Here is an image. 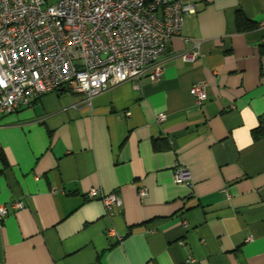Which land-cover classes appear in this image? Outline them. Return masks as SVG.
<instances>
[{
    "label": "crops",
    "instance_id": "obj_1",
    "mask_svg": "<svg viewBox=\"0 0 264 264\" xmlns=\"http://www.w3.org/2000/svg\"><path fill=\"white\" fill-rule=\"evenodd\" d=\"M184 1L194 59L172 37L157 81L47 92L0 116V264H264V0ZM237 11L256 27L238 30ZM93 187L120 205L106 213Z\"/></svg>",
    "mask_w": 264,
    "mask_h": 264
},
{
    "label": "built area",
    "instance_id": "obj_2",
    "mask_svg": "<svg viewBox=\"0 0 264 264\" xmlns=\"http://www.w3.org/2000/svg\"><path fill=\"white\" fill-rule=\"evenodd\" d=\"M195 12L196 3L184 0H0V116L60 88L89 101L122 82L134 80L138 87L145 75L157 81L168 39L192 42L196 50L182 53V58L197 56L199 40L182 34L185 16ZM206 86L204 80L191 85L198 106ZM172 172L176 183H190V170L177 160ZM146 195L144 187L138 189L140 199ZM87 196L99 197L108 214L121 203L117 191L93 187ZM13 206L20 208L22 202ZM7 213L0 205V218Z\"/></svg>",
    "mask_w": 264,
    "mask_h": 264
},
{
    "label": "trees",
    "instance_id": "obj_3",
    "mask_svg": "<svg viewBox=\"0 0 264 264\" xmlns=\"http://www.w3.org/2000/svg\"><path fill=\"white\" fill-rule=\"evenodd\" d=\"M235 21H236V27L240 31H245L247 29H252L256 27V23L254 21L247 19L241 11L236 12ZM260 134H264V129H261L259 127V131L256 132V136ZM0 158L4 161V157L1 153H0Z\"/></svg>",
    "mask_w": 264,
    "mask_h": 264
},
{
    "label": "rangeland",
    "instance_id": "obj_4",
    "mask_svg": "<svg viewBox=\"0 0 264 264\" xmlns=\"http://www.w3.org/2000/svg\"><path fill=\"white\" fill-rule=\"evenodd\" d=\"M55 1H57V0H48V3L52 4V3H55Z\"/></svg>",
    "mask_w": 264,
    "mask_h": 264
},
{
    "label": "water",
    "instance_id": "obj_5",
    "mask_svg": "<svg viewBox=\"0 0 264 264\" xmlns=\"http://www.w3.org/2000/svg\"><path fill=\"white\" fill-rule=\"evenodd\" d=\"M59 90H63V88H60Z\"/></svg>",
    "mask_w": 264,
    "mask_h": 264
}]
</instances>
